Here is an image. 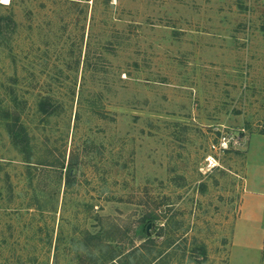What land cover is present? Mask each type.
Segmentation results:
<instances>
[{
	"label": "rangeland",
	"instance_id": "rangeland-1",
	"mask_svg": "<svg viewBox=\"0 0 264 264\" xmlns=\"http://www.w3.org/2000/svg\"><path fill=\"white\" fill-rule=\"evenodd\" d=\"M0 264H264V0H0Z\"/></svg>",
	"mask_w": 264,
	"mask_h": 264
},
{
	"label": "built area",
	"instance_id": "built-area-1",
	"mask_svg": "<svg viewBox=\"0 0 264 264\" xmlns=\"http://www.w3.org/2000/svg\"><path fill=\"white\" fill-rule=\"evenodd\" d=\"M237 135V136H236ZM240 135L239 134H232V135H223L219 142L216 144L214 143L213 146L214 148H220V149H225L227 148L230 144L234 145L235 143L240 141ZM212 159V158H211ZM209 158V161H212V165L215 166L213 160ZM216 160V159H214Z\"/></svg>",
	"mask_w": 264,
	"mask_h": 264
},
{
	"label": "trees",
	"instance_id": "trees-1",
	"mask_svg": "<svg viewBox=\"0 0 264 264\" xmlns=\"http://www.w3.org/2000/svg\"><path fill=\"white\" fill-rule=\"evenodd\" d=\"M47 104H48V101L46 99L41 100V103H40V105H42L41 109H43L44 111H50V109L47 107ZM72 167L73 166L70 165V167H69V175H71V169H72ZM147 228H148V226L146 224L145 225V229H147Z\"/></svg>",
	"mask_w": 264,
	"mask_h": 264
},
{
	"label": "bare ground",
	"instance_id": "bare-ground-1",
	"mask_svg": "<svg viewBox=\"0 0 264 264\" xmlns=\"http://www.w3.org/2000/svg\"><path fill=\"white\" fill-rule=\"evenodd\" d=\"M4 2H7L8 0H3Z\"/></svg>",
	"mask_w": 264,
	"mask_h": 264
},
{
	"label": "water",
	"instance_id": "water-1",
	"mask_svg": "<svg viewBox=\"0 0 264 264\" xmlns=\"http://www.w3.org/2000/svg\"><path fill=\"white\" fill-rule=\"evenodd\" d=\"M150 226H148V229H149Z\"/></svg>",
	"mask_w": 264,
	"mask_h": 264
}]
</instances>
